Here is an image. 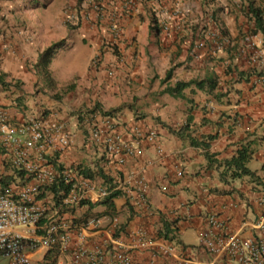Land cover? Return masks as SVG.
I'll return each mask as SVG.
<instances>
[{"label":"crops","instance_id":"obj_1","mask_svg":"<svg viewBox=\"0 0 264 264\" xmlns=\"http://www.w3.org/2000/svg\"><path fill=\"white\" fill-rule=\"evenodd\" d=\"M33 1L0 0V110L19 124L46 108L73 134L59 162L72 167L88 159L100 177L90 191L94 206L63 215L70 239L55 249L28 250L34 262L90 264L91 256L75 262V251L102 246L129 251L133 264H212L214 257L201 245L200 235L213 213L228 225L213 229L217 241L234 232L243 237L255 233L254 224L264 213V36L252 34L248 1L144 0L124 20L120 39L113 38L121 48L116 56L105 44L112 36L98 20L77 27L65 22L67 11H79L78 0H47L44 8H33ZM100 1L109 8L110 0ZM152 10L161 12L159 23L170 31H150ZM60 41L48 79L37 63L47 47ZM110 67L117 69L118 80L111 84ZM168 70L172 75L165 80ZM179 80L195 82L183 97L165 91ZM149 98L153 102L145 110L130 104L133 112H120L116 129L143 153L126 155L123 164L105 160L100 166L90 131L77 119L80 103L88 100L96 111L98 103L110 107ZM153 133L155 139L145 138ZM243 148L255 176L224 172L225 161ZM6 156L0 154L1 167ZM141 177L148 185L144 194L137 183ZM108 178L131 180L113 198L112 208L105 198L98 200ZM83 216L98 218L97 226L85 228ZM226 261L221 257L214 264Z\"/></svg>","mask_w":264,"mask_h":264},{"label":"built area","instance_id":"obj_2","mask_svg":"<svg viewBox=\"0 0 264 264\" xmlns=\"http://www.w3.org/2000/svg\"><path fill=\"white\" fill-rule=\"evenodd\" d=\"M6 120L1 116L0 138L3 137L5 144L15 145L16 150L18 147V151L14 150V159L19 166L25 168V175L20 184H3L0 178V254L9 259V264H34L27 253L28 248H51L65 242L68 237L61 236L60 230L64 225L60 213L67 206L77 205L83 199L91 198L90 189L94 182L78 170L66 166L62 171L58 170L56 164L60 160L56 155L64 152L72 139L63 123L43 120L11 127ZM110 121L107 118L106 127H109ZM95 124L92 125V139L102 150L118 155L120 153L117 159L120 164L123 163L121 153H131V146L123 142L118 134L107 133L106 129ZM149 139H155V135H149ZM47 154L51 155V160L47 158ZM62 179L67 184V189L59 190L57 200L48 198V191L55 184L60 187ZM137 183L141 193L147 192L148 185L144 177L139 178ZM130 184L129 179H123L116 185L106 183L99 187L98 197H107L113 191ZM262 200L264 201V197ZM208 221L209 225L201 232L200 238L214 257L212 264L221 257L226 258V264H264V213L255 222V233L252 235L243 237L234 232L221 241L216 240L213 229L221 230L225 221L215 213L208 217ZM97 222V219L91 218L87 225H97ZM146 244L147 242L142 243ZM89 256L92 257L90 264H133L131 254L122 249L113 253L111 261H107L108 256L102 246L93 251L80 248L74 253L75 262L81 257Z\"/></svg>","mask_w":264,"mask_h":264},{"label":"clouds","instance_id":"obj_3","mask_svg":"<svg viewBox=\"0 0 264 264\" xmlns=\"http://www.w3.org/2000/svg\"><path fill=\"white\" fill-rule=\"evenodd\" d=\"M143 1L144 0H110L109 8H106L104 6V4L102 3V1H100V0H78V3L80 5L79 11L78 12H75V13L74 12L67 11L66 14H65V22L67 24L71 25V26L77 27V26L81 25V23L83 21L98 20V23L99 24H103V27L102 28H105V30L108 31L109 34L112 36L111 39L109 40V42L108 43H105L106 46L112 51V54L114 56L120 55L121 54V48L118 46V44L116 42L113 41V38H114V40L116 38L120 39L119 36L120 35H123V31L126 28L124 26V20H126L127 18L133 16L137 12L139 5L143 4ZM46 3H47V0H34L33 1V4H32V7L33 8L34 7L44 8ZM261 4H263V3H261ZM160 14H161V12L159 10H152V18H151V20H149V28H150V31H152L151 29H153V32L154 33H156L157 31H160V30H162V31H170V26L169 25L164 24L161 21H160V23H161V25H160V23H159ZM212 16L213 15L211 14L209 17H212ZM254 24H255V22H254ZM157 26H159V29L156 28ZM255 29H256V27H255ZM255 29H254V31H255ZM254 31H253L252 34H254V35L257 34V32L254 33ZM249 40H251V39H249ZM252 43H253V41L250 43L253 46ZM51 45H53V43ZM62 46H63V43L61 42L55 48V50L53 52L52 60H53L55 54L57 52H59V50L62 48ZM98 61H99V56H96L93 59V62L94 63H97ZM51 63H52V61H51ZM51 63H50V65H51ZM50 65H49V67H50ZM37 69H39V68H37ZM48 70H50V69H48ZM115 70L117 71L116 68H115ZM115 70H114V67H110L109 69H107L106 74H107V77H108V80H109L108 83H110V84L118 81V80H116V72H115ZM46 77L48 79H50V74L47 75ZM150 79L151 80H155L156 77L153 75L152 77H150ZM167 79L168 78L165 76V80H167ZM110 95H111V93H110ZM137 100H139V99H137ZM126 102L127 101H124L119 106H110V107H108V106L105 107L104 105H101L100 103H98V104H95V106L98 107V110H96V111H92L93 105L90 106V104H87L86 103L87 106H88V108L85 109V112H88V113H86V116L87 117L86 116H83V114H82L83 119H80L79 118L80 117V114L78 113L77 119L79 120V124L82 127H84L86 125L87 126V129L90 131L89 140H90L91 147L94 148V149H97L99 151V153H96L95 156H97L96 160L98 161V163H99L100 166H104L105 160L108 161V162L111 161V160H114L115 163H119L117 157L120 155V153L118 155L116 153H111L108 150H102V148L100 146H98L97 143L92 139V135H91L92 134V125L96 123L95 126H98V127L101 126L102 129L104 128V129L107 130V133L118 134L120 136V138H122V135L116 129H117V126L121 125L120 122H119V118H118V115L120 114V112H122L125 108H131V106H129L130 103L128 105V103H126ZM151 103H150V105H151ZM85 105H83L82 107H84ZM133 105H134V107L137 106L136 103H133ZM89 106H90V108H89ZM141 107H143V108L142 109H139L140 111L145 109L144 108V105H142ZM39 112H40V114H39L38 117H32L31 119L29 118L26 121H24L22 123H19V124H13V123H11L10 118H8V115L6 114V112L5 111H2V110H0V118H1V116H4L5 119L7 118L6 121H7L8 124H10L11 127H20L21 125L31 124L32 121H43V120H56V121H60L61 123H63L65 125L66 131L68 133H71L72 139H71V142H70V144H69L68 147L72 146V144H73V134L67 128L66 124L63 121H61V119H59L57 117H55L53 119L51 116H49L47 114V109L46 108L45 109H41ZM106 112H110V115L105 114ZM88 117H90V118H88ZM107 118L111 120L108 123V126L109 127H106L107 124L105 125V121L107 120ZM0 125H1V121H0ZM135 131L139 135V137H142L143 136V131L140 130L139 127H136L135 128ZM0 134H1V130H0ZM153 134L155 135V138H156V134L155 133H153ZM145 138H148L149 139V135H147ZM123 142L127 143L129 147L131 146V149H132V152L131 153H127L126 151H122L121 154H122V156L124 158V162H125L126 155H135L138 152H137V149H136L135 146L131 145L129 142H127L125 140ZM4 145H7V147L11 149V151H12L10 153L11 156L12 155L16 156L15 151H14L16 149V146L15 145H12V144L11 145L10 144H5L3 137H1L0 138V147H2ZM133 148H134V150H133ZM138 150H141V149L139 148ZM142 153H143V151L141 150V153H138V154H142ZM58 157H60V156H58ZM83 160H84V158L82 160H80L78 163H82ZM7 162H8L7 156H6V158H2V167L0 166V173L3 172V170L6 168V163ZM123 163H121V164H123ZM15 164H16L15 166L17 168L20 167L17 162H15ZM69 168L72 169V167H69ZM74 169L77 170V165H75V168ZM90 179L93 180V182H94L92 188L90 189V191H91L94 188L95 180L93 178H90ZM144 180H145V178H144ZM114 181H115V183H114ZM14 182L15 181H12V182H9V183H5V184H11V183L16 184ZM119 182L120 181L113 180V181H111V184L112 185H116ZM106 183H108V182H106ZM145 183H146V181H145ZM126 187L127 186L124 185V186H122L118 190H123ZM142 194H144V193H142ZM46 195H48V198H51V199L53 198V200H55V199L57 200V197L59 196V195H57V197L54 198V194L53 193H47ZM100 198H105V197H98V200H100ZM89 200H92V198H89ZM52 205H54V204H52ZM79 205L80 204L67 206L60 213L62 215L61 218L63 219V225H64L63 228L68 226L69 227L68 229H70V224H68L67 223L68 221L67 220L65 221L64 218H63L64 213L65 212L72 211L73 209H75ZM52 208L54 209V206ZM84 215H86V214H84ZM91 218H95V219L99 220L96 217H89L88 216V218H87V216H83V222H84V227L85 228L88 227L87 221L89 219H91ZM91 226H95L96 227L97 225H91ZM63 228L60 230L61 236L67 235V237H68V238H66L65 242H61V243L65 244L67 242V240L70 239V235L68 236V232H67L69 230H65ZM61 243H59L58 245H61ZM58 245H56L54 247H51V248H46V247H44V248H46V249H55V248H57ZM118 249H122V248L119 247ZM28 250H33V249L28 248ZM106 250L107 249H105V251ZM122 250H124V249H122ZM28 255L30 256V254H28ZM131 256H132V254H131ZM31 259H32V257H31ZM32 260H33V263L36 264L34 262V259H32ZM8 261H9V259H8ZM9 263H10V261H9Z\"/></svg>","mask_w":264,"mask_h":264},{"label":"trees","instance_id":"obj_4","mask_svg":"<svg viewBox=\"0 0 264 264\" xmlns=\"http://www.w3.org/2000/svg\"><path fill=\"white\" fill-rule=\"evenodd\" d=\"M247 1H248V5L246 6L248 9L247 14L255 22L256 29H255L254 33L261 32L264 36V5L258 4L256 0H247ZM261 2L264 3V0H261ZM156 28L159 29V26H157ZM59 44L60 43L56 42V43H53V45L47 47L43 51V53L41 54L39 62L37 63V67L39 68V70H41L43 73H45L46 76L50 74V71L48 70L49 65L52 61L53 52ZM171 75H172V70H169L166 77L170 78ZM0 80H1V78H0ZM193 82H195V81L179 80L178 82H176V84L174 86H170V87L166 88L165 91L170 93L173 96L183 97L184 89L189 87ZM203 82H200L198 84L201 86V84ZM105 114L110 115V112H106ZM207 145L208 144H205V146H207ZM18 150L19 149L17 147V150L15 149V151H18ZM11 152H12L11 149L8 148L7 145L0 147V154H7V160H8V162L6 163V168L3 170V172L0 173V178H1V181L3 184L15 181L17 178H21L22 180L24 179L25 168L22 165H20L19 168H17L15 166L16 165L15 164L16 159H14L15 158L14 155L11 156V154H10ZM56 156H59V154L57 153ZM250 157H251L250 153H248L246 148L241 149L236 155H234L233 157H231L230 159L225 161L224 164L226 165V168H225L224 172H227V170H231V176H236V177H242L244 175L255 176V172L251 171L246 165V163L250 159ZM47 158L50 160L52 159L51 155H49V154H47ZM87 162H88V159H85V161L83 160L82 163H78L77 164V170L79 172H81L86 177L93 178L95 180H96V178L99 179L100 177L97 176V171L95 170V166H93L92 164H87ZM56 165L58 167V170H60V171L65 169V166L61 162H58ZM74 168H75V165L72 166V169H74ZM111 181H113V179L108 178V180H106V182H108V184H111ZM61 189H65V190L67 189V184H65L63 179L60 181V187H59V184H58V186L55 184L51 187V189L49 190L48 193H53L54 198H56L57 195H59V190H61ZM120 191L121 190L113 191L111 195L105 197L103 202L107 203L109 208H112L113 207V198L120 195ZM92 204H94V203H92L89 199H83L77 208L82 207V206L83 207L84 206H90ZM92 206H94V205H92ZM208 225H207V227H208ZM206 228H204V229H206ZM227 228H228V225L225 222L224 226L221 229H227ZM204 229H202L201 232ZM167 236L168 235H166L165 238ZM201 245L208 252L207 247L204 245V243H202V241H201ZM111 250H112V248H108L105 251L107 256L108 255L112 256L113 253L117 249L112 250V251Z\"/></svg>","mask_w":264,"mask_h":264},{"label":"rangeland","instance_id":"obj_5","mask_svg":"<svg viewBox=\"0 0 264 264\" xmlns=\"http://www.w3.org/2000/svg\"><path fill=\"white\" fill-rule=\"evenodd\" d=\"M3 9V7H1V10L0 11H3L2 10ZM138 85H141L140 83L138 84ZM144 85V84H143ZM145 88H147V87H145ZM112 96V95H111ZM127 102L126 103H128V105H129V103L130 104H133V103H136V105H137V107H141L142 105H144V108L146 109V108H148V106L150 105V103L151 102H153L152 101V99H144V100H142V99H139V100H137L136 102L135 101H130V100H126ZM181 104L182 103H184L185 101H184V99L183 98H179V100H178ZM91 102V101H90ZM86 103H88V100L85 102V104ZM84 104V105H85ZM83 106V103L81 102L80 103V105H79V109H78V113L80 114V119H83V117H82V114H83V116H86V113H88V112H85V109H87L88 108V106H87V104L84 106V107H82ZM91 106V105H90ZM89 106V107H90ZM130 106V105H129ZM132 107V106H131ZM128 109V112H129V114H130V112H133V109L132 108H127ZM144 109V110H145ZM85 112V113H84ZM87 117V116H86ZM88 118H90V117H88ZM9 263V261H8V259L5 257V256H3L2 254H0V264H8Z\"/></svg>","mask_w":264,"mask_h":264}]
</instances>
